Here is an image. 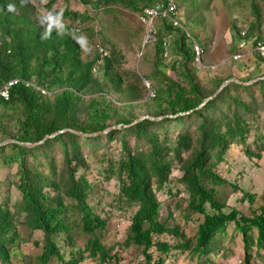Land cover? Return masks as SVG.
<instances>
[{
	"label": "trees",
	"instance_id": "1",
	"mask_svg": "<svg viewBox=\"0 0 264 264\" xmlns=\"http://www.w3.org/2000/svg\"><path fill=\"white\" fill-rule=\"evenodd\" d=\"M42 1L51 10L58 0H0V87L11 80H20L10 89L8 101L0 98V143L7 139L37 143L63 130L91 134L113 127L121 126V129L96 137H82L65 131L34 147L16 143L0 146V157L18 158V189L22 194L20 209L25 213L24 224L31 231L40 230L44 234L45 246L37 263L50 264L57 258L56 264H81L89 255L105 264L113 257L111 248L100 236L107 221L88 199L92 184L85 176L77 178L76 173L88 166L81 140L97 143L105 138L111 143L119 135L124 154L112 164L111 173L120 183V198L138 207L125 246L142 248L147 264H165L168 254L174 250L189 249L202 255L211 252L219 242V233L225 231L229 223H234L243 236L246 264H252L254 249L264 250V203L248 214L238 208L225 210L227 203L223 198L226 195L220 186L228 181L221 175L219 165L232 144L242 146L245 155L251 159L263 157V143L257 142L259 146L253 150L249 142L258 122L257 107L243 100L240 91L253 92L259 88L264 108V80L251 86L230 83L200 108L223 83L233 78L216 79L215 89L205 92L194 74L193 65L198 61L195 45H199L204 54L201 44L206 46L208 43L202 29L205 16L201 13L204 6H208L206 1L165 0V3L177 5L181 26L168 20H156L160 22L158 29L155 26L156 40L146 44L155 47L154 72L151 77L144 78L125 66L120 50L109 54L94 48L92 36L79 26L81 17L78 13L65 10L44 16L35 4ZM79 1L89 4L88 0ZM116 1L104 0V3ZM119 1L128 9L142 13L143 8L153 7L158 0ZM254 14L257 20L247 33V39L262 28L256 6ZM174 34L178 35L174 46L181 59L179 64L185 84L175 81L163 64ZM234 34L233 43L238 45L241 31L235 27ZM259 42L263 41L258 39L254 45ZM88 45L93 50H88ZM254 56L258 64L264 65V57L259 53ZM97 64L102 69L101 79L94 77ZM248 73L253 77L258 71ZM239 80L250 82L251 79L241 77ZM144 81L150 84V89ZM152 91L155 92L153 105L146 113L148 117L164 118L159 121L146 118L134 124L141 118L135 113L133 104L141 103L147 97L151 100ZM160 108L162 111L159 112ZM178 114L185 115L169 118ZM192 119L198 121L196 139L195 132L187 127V122ZM262 119L264 128V116ZM164 123L177 125L181 130L173 145H168V134L162 142L160 135L154 132L155 127ZM128 136L135 137L138 145L144 143L145 146L135 150ZM57 155L61 156L60 161ZM41 156H44L43 160ZM174 168L182 174V182L189 194V210L204 216L194 246L185 232L162 220V203L156 191L169 185ZM246 197L254 202L256 196L248 193ZM63 233L72 245L77 236L88 235L85 248H72V257H65L58 243ZM163 234L175 235L178 242L170 244L157 237ZM18 237L14 214L7 203L0 202L1 263H11L24 256L15 245ZM154 247L159 254L156 257Z\"/></svg>",
	"mask_w": 264,
	"mask_h": 264
},
{
	"label": "rangeland",
	"instance_id": "2",
	"mask_svg": "<svg viewBox=\"0 0 264 264\" xmlns=\"http://www.w3.org/2000/svg\"><path fill=\"white\" fill-rule=\"evenodd\" d=\"M88 1L89 4L84 5L79 0H58L51 7V10L47 8L44 1L35 4L38 11L44 16H50L51 12L58 11L61 13L65 10L78 13L81 17L78 21L81 22L79 26L86 34L92 36L94 48L98 47V49H103L109 54L113 50H120L125 66L133 68L143 78L151 77L154 72L155 47L151 44L142 47L147 27L141 21V17L146 7L141 13V11L135 12L128 9L119 0L110 4H105L104 0ZM205 1L208 6H204L205 9L201 11L205 16V24L202 29L208 43L206 46L200 43L204 48V54L193 65L194 74L198 77L204 91L214 90L216 79L226 80L229 77L235 79L244 77L247 80L251 79V82L263 78L264 68L260 69L264 65L258 64L257 60H254L256 57L254 55L258 53L254 43L258 39L264 42V0ZM158 2L155 1L153 7ZM254 6L259 10L262 28L255 30L252 38L247 39L246 37V46L240 48L239 45L242 40L238 45L233 43L234 29L236 27L240 31L251 32L252 26L257 20L254 14ZM180 14L182 17L181 9ZM155 26L158 29L160 22H157ZM177 36L174 34L170 39L169 54L168 57H163V64L175 81L185 84L179 64L181 59L175 53L174 41ZM93 47L88 45V50H93ZM238 50L245 52L246 56L242 59H236ZM211 66L215 69L209 68ZM248 71H258V73L252 77ZM93 73L95 78H102L100 64H97ZM144 83L149 88L150 84L147 81ZM154 93L153 91L150 93L151 100L147 97L143 101L144 103L133 104L138 117L149 116L146 112L148 111L147 108L153 105ZM231 93L236 95L234 91ZM261 94L262 91L259 88L253 92L240 91L243 100L254 103L257 107L258 122L254 125L249 140L253 150H257L259 146L256 144L257 142L263 143L264 146V128L262 127L264 108ZM118 105L122 104L119 103ZM158 111H162L161 108ZM197 126L198 121L195 119L187 122V127L195 132V139ZM180 131L177 125H171V123H164L154 128V132L160 135L162 142H164L166 135H169L168 145L175 143ZM128 139L135 150L145 146L144 143L138 145L135 137L128 136ZM81 144L88 166L80 168L76 177L85 176L92 184L89 202L98 214L107 221V225L101 231L100 236L106 246L111 248L113 257L105 264H147L142 248L127 247L124 243L131 226L132 217L138 207L136 204L120 198V183L111 173L112 164L124 154L121 137L117 135L111 143H107V140L103 138L97 143L81 140ZM57 158L60 161L61 156L57 155ZM32 159L33 157L30 158V160ZM43 159L44 156H41V160ZM17 160V156L0 157V202L7 203L16 218V232L19 237L15 245L20 247L24 256L13 259L11 263L0 262V264H38L39 255L45 246L44 234L40 230L31 231L24 224L25 213L20 209L22 194L18 189ZM219 170L228 181L227 184L220 186L226 195V198H223V201L227 203L225 210L230 211L233 208H238L243 213L248 214L253 208L264 203V153L262 158L251 159L245 155L242 146L232 144L228 148L224 161L219 165ZM181 178V172L174 168L169 185L156 192L162 203L163 222L172 228H180L192 240L194 246L197 241L198 226L204 216L189 210V194ZM248 193L256 196L254 202L246 197ZM157 237L170 244L178 242V238L173 234H163ZM87 238L88 235L77 236L75 244L72 245L67 241L66 235L61 234L58 239L61 252L65 257H72L70 249H84ZM218 239L219 242L214 245V249L205 255L189 249L171 251L165 264H246L243 236L234 223H229L226 230L219 233ZM153 252L155 257L159 255L155 247ZM57 260L55 258L50 264H56ZM81 264H100V262L99 259L86 255ZM252 264H264V250L254 249Z\"/></svg>",
	"mask_w": 264,
	"mask_h": 264
},
{
	"label": "built area",
	"instance_id": "3",
	"mask_svg": "<svg viewBox=\"0 0 264 264\" xmlns=\"http://www.w3.org/2000/svg\"><path fill=\"white\" fill-rule=\"evenodd\" d=\"M160 2H158V4L155 7H151L145 10L144 15L141 17V21L143 23L146 24V26L148 27V33H147V37H146V41L149 42V40H153L155 41L156 39H154V21L157 19L160 20H168L170 22H172L175 26H181L180 22L177 19V15H178V8L177 5L174 4L173 2H168L165 3V0H159ZM247 33L246 31H241V37L243 39L242 42L240 43V48H244L246 46V40H244V38L246 37ZM151 38V39H150ZM195 45V49L197 51V55H198V60L201 59V55H202V50L201 48ZM256 49L258 51V53L264 57V43L259 42L256 46ZM168 53H166L165 56H167ZM246 56L245 52H243V54L239 53L236 56V59H242ZM20 80H11L9 81L6 85H4L1 89H0V97L2 99H4L5 101H7L9 99V95H10V89L12 87H14L15 85L18 84Z\"/></svg>",
	"mask_w": 264,
	"mask_h": 264
},
{
	"label": "water",
	"instance_id": "4",
	"mask_svg": "<svg viewBox=\"0 0 264 264\" xmlns=\"http://www.w3.org/2000/svg\"><path fill=\"white\" fill-rule=\"evenodd\" d=\"M261 80H264V77H263V78L255 79V80H253V81H251V82H243V81H241V80H239V79H235V78L230 79V80L226 81L225 83H223V85H222V87L220 88V90H219L215 95H213L212 97H210L209 99H207V100L204 102V104L201 105L200 108L204 107V106H205L210 100L216 98V97H217V96H218V95L224 90V88H225L228 84H230V83H238V84L243 85V86H251V85H253V84H255V83H257V82H259V81H261ZM187 114H189V113H187ZM180 115H185V114H178L177 116H169V117H171V118H176V117H178V116H180ZM146 118H150V119H152V120H156V121H159V120L163 119V118L143 117V118H141V119H138L136 122H134V124H137V123L143 121V120L146 119ZM116 128L121 129V126H120V127H113V128H110V129H108V130H106V131H103V132L91 133V134H85V133L78 132V131H74V130H63V131H60V132H56V133H54V134H52V135H50V136H46L42 141L37 142V143H24V142H17V141L12 140V139H7V140L1 142V143H0V146H3V145H9V144H14V143H16V144L23 145V146H26V147H34V146H36V145H40V144L44 143L47 139L54 138V137L57 136L58 134H60V133H62V132H65V131H69L70 133H72V134H74V135L82 136V137H96V136H99V135H102V134H107L108 132H110L111 130L116 129Z\"/></svg>",
	"mask_w": 264,
	"mask_h": 264
},
{
	"label": "clouds",
	"instance_id": "5",
	"mask_svg": "<svg viewBox=\"0 0 264 264\" xmlns=\"http://www.w3.org/2000/svg\"><path fill=\"white\" fill-rule=\"evenodd\" d=\"M159 1V0H158ZM162 1V0H161ZM160 2V1H159ZM149 8H151V7H149ZM146 9H148V8H146ZM145 9V10H146ZM145 10H144V12H145ZM144 12H143V14H142V16L144 15ZM158 20V19H157ZM155 22H156V20L154 21V24H153V27H154V32H155ZM145 24V23H144ZM146 25V24H145ZM147 27V26H146ZM147 33H148V27H147V30H146V37H147ZM146 37H145V39H144V42H143V48H144V46L146 45V44H148L149 42H152L153 40H149V42H147L146 41ZM154 39H156L155 37H154ZM241 39H243L242 37H241ZM245 40V39H244ZM263 43V42H262ZM197 45V44H196ZM199 46V45H198ZM200 47V46H199ZM201 48V47H200ZM168 53V52H167ZM169 54V53H168ZM202 54H203V52H202ZM166 57V56H165ZM167 57H168V55H167ZM201 57H202V55H201ZM7 84V83H6ZM5 84V85H6ZM26 85L28 86L29 85V83H26ZM16 86V85H15ZM3 87V86H2ZM2 87H0V89L2 88ZM1 98V97H0ZM2 99V98H1ZM2 100H4V99H2ZM9 100V99H8ZM7 100V101H8ZM5 101V100H4Z\"/></svg>",
	"mask_w": 264,
	"mask_h": 264
},
{
	"label": "bare ground",
	"instance_id": "6",
	"mask_svg": "<svg viewBox=\"0 0 264 264\" xmlns=\"http://www.w3.org/2000/svg\"><path fill=\"white\" fill-rule=\"evenodd\" d=\"M110 11V10H109ZM86 16V15H85ZM53 30V29H52ZM162 148V147H161ZM159 151V150H158ZM195 175V174H194ZM198 205V204H197Z\"/></svg>",
	"mask_w": 264,
	"mask_h": 264
}]
</instances>
